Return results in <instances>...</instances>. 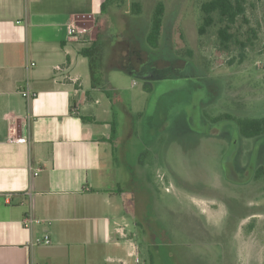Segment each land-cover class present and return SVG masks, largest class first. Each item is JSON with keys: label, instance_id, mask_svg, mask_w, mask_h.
Returning <instances> with one entry per match:
<instances>
[{"label": "rangeland", "instance_id": "1", "mask_svg": "<svg viewBox=\"0 0 264 264\" xmlns=\"http://www.w3.org/2000/svg\"><path fill=\"white\" fill-rule=\"evenodd\" d=\"M203 1L127 0L142 16L110 29L114 43L163 5L158 50H136V59L119 60L127 71L105 75L115 88L100 93L99 105L108 106L112 91L113 172L131 182L130 221L154 263L264 264V137H240L225 119L264 116V0H246L258 39L242 61L237 45L218 51L215 26L199 34Z\"/></svg>", "mask_w": 264, "mask_h": 264}, {"label": "crops", "instance_id": "2", "mask_svg": "<svg viewBox=\"0 0 264 264\" xmlns=\"http://www.w3.org/2000/svg\"><path fill=\"white\" fill-rule=\"evenodd\" d=\"M104 1L0 0V264H134L136 255L156 264L130 221L131 182L113 172L112 91L99 106L100 93L115 89L106 73L127 71L118 66L125 51L108 53L110 29L127 23ZM71 25L85 32L72 35ZM96 41L107 44L93 82L80 50ZM28 214L42 222L27 229ZM45 232L50 244H30Z\"/></svg>", "mask_w": 264, "mask_h": 264}, {"label": "trees", "instance_id": "3", "mask_svg": "<svg viewBox=\"0 0 264 264\" xmlns=\"http://www.w3.org/2000/svg\"><path fill=\"white\" fill-rule=\"evenodd\" d=\"M127 0H105L102 8L113 7L120 11L125 18L127 26L133 24L130 19L140 18L141 6L137 2L129 3L127 10ZM246 0H205L200 4L201 22L198 27L199 34H203L209 27H216L218 40V51L229 53L232 45L239 47V61L245 56L247 47L254 45L255 39H258L257 31L249 25V19L246 15ZM164 8L161 2H157L153 7L148 22H140L135 25V31L123 32L122 39L115 41L110 47L109 54H121L136 59L135 51H140L142 55L149 51H157L160 45V37L163 32ZM144 23V24H143ZM243 27H246L242 31ZM137 39H134L136 38ZM139 37V38H138ZM105 41L93 42L92 46L82 48L80 54L88 57L92 81L96 80L95 67L101 61L102 53L106 46ZM124 53V52H123ZM139 53V52H138ZM126 70L121 65H118ZM147 88V83L144 85ZM83 120L86 118L82 117ZM225 119H232L235 122L237 131L246 139L264 137V116L262 117H236L230 114L225 115ZM113 130V127H112ZM263 171V168H259Z\"/></svg>", "mask_w": 264, "mask_h": 264}, {"label": "built area", "instance_id": "4", "mask_svg": "<svg viewBox=\"0 0 264 264\" xmlns=\"http://www.w3.org/2000/svg\"><path fill=\"white\" fill-rule=\"evenodd\" d=\"M69 31L72 35H75V34L84 33L85 29L77 27L75 25H71ZM21 93L24 97H26L28 99L32 98L34 95V93H31V92L26 91V90L21 91ZM14 140L24 142V141H26V138L25 137H18ZM37 173H38V169H34L33 174L36 175ZM40 222H42L40 219L34 218L31 214L25 215L22 218V224L27 229H29V228L31 229L33 224H38ZM50 243H51L50 235L47 232H45L44 234H42L40 236H35L34 238H32L30 240V244H33V245L50 244ZM134 264H141V259L138 255H136L134 258Z\"/></svg>", "mask_w": 264, "mask_h": 264}, {"label": "flooded vegetation", "instance_id": "5", "mask_svg": "<svg viewBox=\"0 0 264 264\" xmlns=\"http://www.w3.org/2000/svg\"><path fill=\"white\" fill-rule=\"evenodd\" d=\"M240 137H243L241 134H240ZM244 138V137H243Z\"/></svg>", "mask_w": 264, "mask_h": 264}]
</instances>
